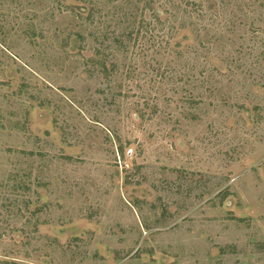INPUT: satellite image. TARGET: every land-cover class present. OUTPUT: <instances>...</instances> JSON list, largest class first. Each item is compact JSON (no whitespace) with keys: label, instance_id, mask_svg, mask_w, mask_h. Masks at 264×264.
I'll use <instances>...</instances> for the list:
<instances>
[{"label":"rangeland","instance_id":"374dc122","mask_svg":"<svg viewBox=\"0 0 264 264\" xmlns=\"http://www.w3.org/2000/svg\"><path fill=\"white\" fill-rule=\"evenodd\" d=\"M0 264H264V0H0Z\"/></svg>","mask_w":264,"mask_h":264}]
</instances>
